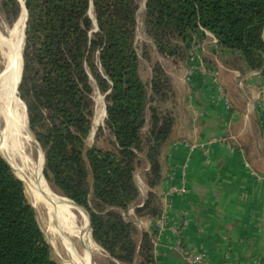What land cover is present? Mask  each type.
Segmentation results:
<instances>
[{"label":"trees","instance_id":"16d2710c","mask_svg":"<svg viewBox=\"0 0 264 264\" xmlns=\"http://www.w3.org/2000/svg\"><path fill=\"white\" fill-rule=\"evenodd\" d=\"M23 1L28 22L19 89L45 153L42 176L89 212L79 207L92 222L95 243L116 262L158 264L157 231L125 213L141 196L139 172L149 192L134 207L135 217L147 223L163 213L156 189L178 123L165 107L177 83L169 58L184 54L180 44L188 36L208 32L264 76V0H146L151 42L141 55L138 0ZM22 11L20 0H0V16L10 26ZM96 90L105 97L107 115L88 147ZM3 157L0 152V264H61L24 183Z\"/></svg>","mask_w":264,"mask_h":264},{"label":"crops","instance_id":"0c3cea01","mask_svg":"<svg viewBox=\"0 0 264 264\" xmlns=\"http://www.w3.org/2000/svg\"><path fill=\"white\" fill-rule=\"evenodd\" d=\"M211 56L183 67L156 189L163 213L141 221L158 233V264H188V254H203L204 264H264V76L229 50Z\"/></svg>","mask_w":264,"mask_h":264},{"label":"bare ground","instance_id":"6f19581e","mask_svg":"<svg viewBox=\"0 0 264 264\" xmlns=\"http://www.w3.org/2000/svg\"><path fill=\"white\" fill-rule=\"evenodd\" d=\"M26 18L24 9L17 27V34L22 41ZM22 48L21 45L14 57V64L12 63L14 66L9 68L5 77L1 79L0 115L6 120L7 134H4L3 139L5 154L9 160L7 162L13 167L19 179L25 183L37 207L47 213L50 244L57 252L69 259L70 262L67 264H100L106 253L92 238L89 217L87 218L73 202L58 195L44 179L45 157H42V161L36 159L35 139L30 134L26 122L25 125L23 122L20 124L18 112L23 104L17 96V90L23 66ZM105 115L103 106L97 111L95 126L102 123ZM78 208L82 211L83 218H79ZM62 260L66 264L63 258Z\"/></svg>","mask_w":264,"mask_h":264},{"label":"rangeland","instance_id":"374dc122","mask_svg":"<svg viewBox=\"0 0 264 264\" xmlns=\"http://www.w3.org/2000/svg\"><path fill=\"white\" fill-rule=\"evenodd\" d=\"M145 2H146V0H138V3L140 5V9H139L138 18H137L138 26H137V38L136 39H137V43H138V52L140 55L142 54L143 44L145 42H147V43L151 42L149 36L147 35L146 28H145V13H146ZM23 11H24V9H23ZM23 11H22V13H23ZM21 16H22V14H21ZM21 16H20V18H21ZM90 16L95 21L93 9H91V11H90ZM20 18L13 26H10L0 16V79L4 78L7 71L9 70V68L14 66L13 60H14V57L17 54V51L21 45L23 46V48H22V58H23L25 40L23 38V41H22V39L20 38V35L17 34V27H18ZM95 27H96V21H95ZM216 43H218V41ZM180 45H181V48H183L184 54H180L179 57H176V58H169V61H170L169 63L172 66V71L177 77V83L174 85L173 94H171L170 99H169V101L165 107L171 109L174 113L176 111H179V107H180L179 105H177V99H178V95H179V83H180L179 78L181 76H183L182 71H183V67L186 65V63L190 59L192 60L193 58L197 57L198 54L202 55V59H205L203 57V55L210 57L211 54H213L215 56V55H217V53H220V51L224 50V48H222L219 45V43H218V45H219L220 49H217V48L212 49L211 48L212 44L210 43V38H208L206 36H202L200 33H194L192 36H188L185 43L180 44ZM225 50H228V49H225ZM235 59L237 60V58H234L231 61L235 63V61H236ZM192 61L194 62V60H192ZM22 67L24 68V59H23V66ZM1 84H2V82H1ZM17 96H18V90H17ZM18 98L20 99V101L23 104L22 106H20V110L18 112V115L20 116L19 117L20 118L19 120L21 122L20 124H22V122H23V124L26 122L28 130L30 131V134L35 139V145H34L35 146V150H34L35 157L37 160L42 161V157L43 158L45 157V153H44L43 148L39 146L36 134L34 133V131H32L31 124H29V118L27 117L28 112L26 113L27 105L24 102V100L22 99L20 89H19V97ZM94 98L96 101V114H97V111L99 108L106 106L105 97L98 90H96V92L94 94ZM105 118H106V116L104 117V119L100 125L95 126V119H96V115H95L94 123H93V131H92V134L89 136V138L87 139V142H86L88 147H92L94 145L95 134H96L98 128L100 126L104 125ZM5 128H6V120L4 119L3 116L0 115V150H1V153H4V154H5V143H4L3 136H4V134H7V131ZM2 156H3V154H2ZM136 179H137L138 186L140 188L141 196H140L139 200L137 201V203L135 205H133L125 213L126 218H131L135 221L138 219L135 217L134 207L136 205H139L140 202H142L143 200H145V198L147 197L148 192H149V188H147L145 186L144 180L141 176V172H139L137 174ZM24 185H25V183H24ZM53 190H54V188H53ZM25 193H26V197H27L28 202L31 205H33L36 209L38 222H39V224H40V226H41V228H42V230L46 236L48 243L50 244L49 236H48V215L45 211H43L42 209H39L37 207L35 200L29 195L26 185H25ZM57 194L60 195L59 193H57ZM60 196L70 201V199H68L62 195H60ZM70 202H72V201H70ZM87 213H88V211H87ZM78 214H79L78 215L79 218L84 217L81 212H79ZM139 226L141 228H143V225H139ZM52 249H53L54 254L56 255L57 259L60 261L61 264H64L62 258L64 259L66 264L70 262L69 259L66 258L65 256H63L59 251L57 252V250L54 249L53 247H52ZM104 252L106 253L105 258L100 261V264H113V263L119 264L112 257H110V255L105 250H104Z\"/></svg>","mask_w":264,"mask_h":264},{"label":"water","instance_id":"95a60500","mask_svg":"<svg viewBox=\"0 0 264 264\" xmlns=\"http://www.w3.org/2000/svg\"><path fill=\"white\" fill-rule=\"evenodd\" d=\"M21 1V3H22V6H23V9H25V11H26V14H27V18H26V23H25V26H24V40H25V38H26V27H27V22H28V12H27V8H26V6H25V2L23 1V0H20ZM96 30H98V25H97V23H96ZM22 76H23V67H22V74H21V79H20V83H21V80H22ZM20 83H19V85H18V91H19V88H20ZM105 111H106V106H105ZM106 115H107V111H106ZM105 115V116H106ZM39 146H40V144H39ZM41 147V146H40ZM1 152V151H0ZM1 155H2V153H1ZM3 157V156H2ZM3 159L5 160V158L3 157ZM6 161V160H5ZM7 162V161H6ZM8 163V162H7ZM8 165L11 167V169L13 170V172H14V174L16 175V173H15V171H14V169H13V167L8 163ZM17 176V175H16ZM18 179H19V177H18ZM19 180H21V179H19ZM22 181V180H21ZM23 182V181H22ZM24 183V182H23ZM69 199V198H68ZM70 201H72L71 199H70ZM73 202V201H72ZM75 205H77L75 202H73ZM34 209H35V207L33 206V205H31ZM78 207H80L81 209H84L85 211H87L85 208H83V207H81V206H79V205H77ZM36 210V209H35ZM88 214H89V212H88ZM90 215V214H89ZM135 223H137L138 225H142V222L138 219V220H136L135 221ZM91 229H92V236H93V226H92V222H91ZM111 257V256H110Z\"/></svg>","mask_w":264,"mask_h":264},{"label":"built area","instance_id":"2783aa9c","mask_svg":"<svg viewBox=\"0 0 264 264\" xmlns=\"http://www.w3.org/2000/svg\"><path fill=\"white\" fill-rule=\"evenodd\" d=\"M263 108H264V97H263ZM177 189L175 187L171 188V192H176ZM186 261L188 264H204L205 256L203 254H188L186 255Z\"/></svg>","mask_w":264,"mask_h":264}]
</instances>
